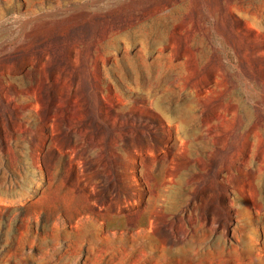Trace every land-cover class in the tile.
<instances>
[{
	"label": "rangeland",
	"instance_id": "obj_1",
	"mask_svg": "<svg viewBox=\"0 0 264 264\" xmlns=\"http://www.w3.org/2000/svg\"><path fill=\"white\" fill-rule=\"evenodd\" d=\"M0 264H264V0H0Z\"/></svg>",
	"mask_w": 264,
	"mask_h": 264
}]
</instances>
